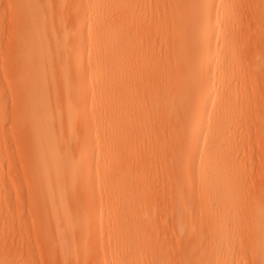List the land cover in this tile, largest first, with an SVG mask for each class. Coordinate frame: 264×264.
Returning a JSON list of instances; mask_svg holds the SVG:
<instances>
[{
    "label": "bare ground",
    "instance_id": "bare-ground-1",
    "mask_svg": "<svg viewBox=\"0 0 264 264\" xmlns=\"http://www.w3.org/2000/svg\"><path fill=\"white\" fill-rule=\"evenodd\" d=\"M151 1L133 0L110 14L112 24L100 26L101 10L112 0H86L85 21L76 24L86 43L75 46L69 60L52 0H15L10 74L16 127L25 138L21 150L36 187L47 258L55 264L57 254L58 264L92 259L84 236L98 218L88 216L83 203L95 174L86 156L95 148V172L103 174L98 186L111 200L106 215L113 225L120 217L128 222L114 241L123 254L115 264H144L151 246L161 249L151 264H233L229 227L231 234L235 228L249 232L239 247L249 250L253 264H264V0ZM127 55L141 63L133 71L118 67L115 77L113 62L103 59ZM125 83H140L146 92L138 115L116 99L114 85ZM130 128L144 131L158 157L162 183L176 201L173 231L180 233L191 218L187 195L197 196L195 211L207 217L206 228L179 257H170L163 240L144 237L148 210L136 209L139 193L132 185L150 182L132 178L111 156L118 149L114 141L121 142ZM255 146L260 186L246 204L241 184L254 173L240 167L238 158L252 157ZM117 186L124 187L118 195ZM117 199L127 202L117 209L111 206Z\"/></svg>",
    "mask_w": 264,
    "mask_h": 264
},
{
    "label": "rangeland",
    "instance_id": "rangeland-1",
    "mask_svg": "<svg viewBox=\"0 0 264 264\" xmlns=\"http://www.w3.org/2000/svg\"><path fill=\"white\" fill-rule=\"evenodd\" d=\"M85 1L52 0L51 2L54 20L58 21L64 31L60 37V42L66 45L65 59L70 60L75 55V46L86 43L81 38L79 30L76 29L77 21H85V18L81 15ZM132 1L112 0V3L105 8L103 6L99 15L100 26L112 24L109 20L110 14H117L124 7L131 4ZM236 1L243 2L246 0ZM151 2L154 3V0ZM14 3L15 0H0V264H55L56 261L54 259L53 262L52 258L50 260L47 258L50 250L45 247L44 237H42L44 243L41 240V235L44 231L41 229V223L39 224L41 222L40 218L38 219L36 214L37 209H39L38 204L36 205L34 200L36 187L31 182L32 178L28 162H25L26 160L24 159L25 154H22L25 149H22L21 146L25 143L21 144L23 139L21 140V135H19L16 127V91L12 75L10 74L12 64H14L11 61L13 58L11 56L15 52ZM243 19L246 20L245 14ZM125 25L129 24L126 23ZM113 37L110 39L111 43L115 40ZM93 56V54L90 55L91 58ZM109 58L103 60L105 64L113 62L112 68L114 70H111L115 77L118 67H121L124 71H133L134 67L141 63V59L136 55H127L122 59L117 58V56H114V59ZM108 59L109 61H107ZM85 70H87L86 65L82 71ZM114 88L118 96L116 99L129 103L130 107H132V112L134 111L136 115L139 114V111H142L140 105L144 103L147 97L146 92L140 87V83H125L123 87L115 84ZM88 113L90 115L92 111L89 110ZM99 129H102L101 126L98 127ZM62 131L64 132L65 130L62 129ZM23 141H25V138ZM114 145L118 147L111 154L114 162L127 168L132 178L143 177L144 180L150 182L148 185H132L139 193V198L133 201L136 209L141 211L148 210L147 215L143 219L145 225L141 228L144 237L151 240H163L168 244L170 257H179L191 247L192 236L206 228L207 217L200 216L195 211V206L199 199L195 194L185 196L186 205L192 212V216L189 215L187 217L191 218H185V227L180 233L176 234L172 229L174 221L173 210L176 201L172 197L170 186L162 183L158 157L149 149L148 139L144 131L138 130V128L136 130L130 128L124 135V139L121 142L114 141ZM252 152V157L238 158L240 167L246 170L251 169L254 173L253 177H247L241 184L246 204L250 201L249 196H252V193L255 194L260 186L257 179L259 162L256 146ZM86 157L92 165L95 174L91 177V189L88 191L90 194L85 195L83 207L88 216L94 212L98 218L88 225L89 228L84 236L88 242L89 250L91 249V253H93L89 264L92 262V264H115L121 259L123 254L116 249V242L114 241L122 237L123 229L128 227V222L120 217L118 222H116L117 225H113L115 223L113 218L107 217L106 204L111 200L106 202L104 198L106 191L102 184L99 183L100 187L98 186V182L103 181V174L100 171L97 174L95 172L97 165L96 149L90 150ZM111 171L114 170L112 169ZM123 188L122 186L116 187L117 195ZM117 201V205H114V203L111 205L117 209L127 202L125 200L119 201V199ZM239 223L244 224L245 220L240 219ZM231 230L232 228L229 227V239L232 242L230 253L234 258L233 264H253L249 250H241L239 247L241 243L247 240L249 232L236 230L235 228L234 233L231 234ZM50 231L46 232L49 238L52 237L51 235L54 236L53 232ZM146 248L148 249L144 250L149 255L142 258V263L151 264L159 259L161 249L152 246ZM57 255L53 256L57 257V262L60 263V255ZM197 264L210 263L200 260Z\"/></svg>",
    "mask_w": 264,
    "mask_h": 264
}]
</instances>
